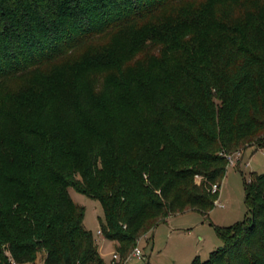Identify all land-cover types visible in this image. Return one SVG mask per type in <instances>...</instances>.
Segmentation results:
<instances>
[{"label":"trees","instance_id":"trees-1","mask_svg":"<svg viewBox=\"0 0 264 264\" xmlns=\"http://www.w3.org/2000/svg\"><path fill=\"white\" fill-rule=\"evenodd\" d=\"M249 147L264 148V0H0V264H106L70 188L126 258L169 217L207 216ZM246 204L192 264H264V174Z\"/></svg>","mask_w":264,"mask_h":264},{"label":"rangeland","instance_id":"rangeland-1","mask_svg":"<svg viewBox=\"0 0 264 264\" xmlns=\"http://www.w3.org/2000/svg\"><path fill=\"white\" fill-rule=\"evenodd\" d=\"M52 70L53 67L49 72ZM254 173L264 174V148H247L240 160L228 167L220 186V201L224 206L216 205L207 216L191 210L169 217L141 237L139 246L143 257L126 264H192L197 257L207 261L212 252L223 246L216 227H230L247 219L246 183ZM69 192L76 204L85 207L84 225L97 240L104 261H110L117 251V243L102 240L98 235L100 219L104 218L101 204L74 188ZM34 264H45L42 256Z\"/></svg>","mask_w":264,"mask_h":264},{"label":"built area","instance_id":"built-area-1","mask_svg":"<svg viewBox=\"0 0 264 264\" xmlns=\"http://www.w3.org/2000/svg\"><path fill=\"white\" fill-rule=\"evenodd\" d=\"M242 153H236V154H233V155H229L228 157V161H229V166H233L235 165L236 161L240 160V157H241ZM212 193L213 194H216V193H219L220 194V186L215 184L213 185L212 187ZM218 205V206H224L221 201H220V196L219 198L216 200L215 202V206ZM98 235L100 237L103 236V233H102V230L100 229L98 231ZM141 239V238H140ZM140 239L138 240V244L137 246L131 251V253L126 257V258H123L121 256V254L116 251L112 254L111 256V260H110V263L109 264H126L129 260H132V259H140L143 257V254H142V251L140 249V246H139V243H140ZM9 264H17L14 260L10 259L9 260Z\"/></svg>","mask_w":264,"mask_h":264},{"label":"crops","instance_id":"crops-1","mask_svg":"<svg viewBox=\"0 0 264 264\" xmlns=\"http://www.w3.org/2000/svg\"><path fill=\"white\" fill-rule=\"evenodd\" d=\"M101 238H102V240H107V239L104 238V236H102ZM107 241H108V240H107ZM96 243H97V240H96ZM114 243H115V242H114ZM97 245H98V243H97ZM115 251H116V250H115ZM100 254H101V252H100ZM101 256H102V255H101ZM102 258H103V257H102ZM109 263H110V261H107V262H106V264H109Z\"/></svg>","mask_w":264,"mask_h":264}]
</instances>
